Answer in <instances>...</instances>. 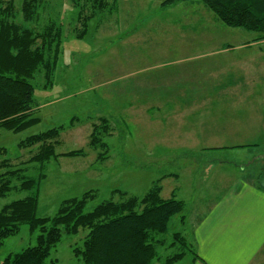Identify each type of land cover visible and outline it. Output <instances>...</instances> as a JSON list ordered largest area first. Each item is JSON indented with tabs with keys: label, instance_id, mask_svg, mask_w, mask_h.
<instances>
[{
	"label": "rangeland",
	"instance_id": "374dc122",
	"mask_svg": "<svg viewBox=\"0 0 264 264\" xmlns=\"http://www.w3.org/2000/svg\"><path fill=\"white\" fill-rule=\"evenodd\" d=\"M45 1L46 11L40 10L36 23L54 20L64 26L54 83L47 89L43 75L36 76L38 122L18 134L0 129V148L7 150L6 159H29L21 142L67 127L75 117L93 119L62 133L57 154L85 150L87 156L48 164L39 189V218L55 217L63 202L91 191L97 198L89 210L110 200L115 190L142 197L163 178L162 197L170 199L174 193L186 202L190 216L216 201L210 187L249 183L247 175L261 171L264 44L240 48L264 41L259 34L224 26L202 3L164 9L166 0H117L116 14L102 16V25L98 17L89 24L87 37L77 40L72 2ZM22 2L15 0L18 9ZM19 22L35 27L22 18ZM99 118L109 119L114 130L107 139L110 159L97 163V152L88 144ZM39 174L30 169L28 177ZM29 195L0 199V211ZM169 231H186L180 217L172 219ZM39 235L23 225L0 249V262L35 246ZM84 237L83 232L64 235L52 258L82 264L72 251ZM160 252L166 256L165 250Z\"/></svg>",
	"mask_w": 264,
	"mask_h": 264
},
{
	"label": "trees",
	"instance_id": "16d2710c",
	"mask_svg": "<svg viewBox=\"0 0 264 264\" xmlns=\"http://www.w3.org/2000/svg\"><path fill=\"white\" fill-rule=\"evenodd\" d=\"M70 1L77 12L74 30L77 40L87 37L91 22L100 17L102 25V16L111 17L117 11V0ZM181 2L202 3L224 26L254 32L264 38V0H166L162 7L168 9ZM46 3L45 0H23L18 9L15 0H0V129L13 134L38 122L34 117L38 107L32 82L40 73L46 81L45 88L52 86L62 56L64 26L54 20L43 26L36 23L40 10L46 11ZM20 18L35 27H23ZM92 119L82 122L75 117L67 127L54 128L21 142L19 148L29 150V159H6L7 150L0 148V199L12 193L30 194L0 211V249L8 239L19 234L23 225L40 231L35 246L10 255L0 264H60L52 254L63 236H78L82 232L85 234L82 246L72 251L82 264L198 262L200 258L185 232L170 234L172 219L180 217L182 227L186 224L188 208L174 194L170 199L162 197L164 178L142 197L115 190L110 200L89 210L90 203L97 198L96 192L91 191L82 198L63 202L53 218L37 216L39 189L47 179L48 164L61 158L87 156L85 150L57 154L62 133L79 124L91 123ZM98 120L99 125H92L88 144L97 152V163L110 159L107 139L114 130L109 119ZM30 169H38L39 176L28 177ZM160 250H165L166 256Z\"/></svg>",
	"mask_w": 264,
	"mask_h": 264
},
{
	"label": "crops",
	"instance_id": "0c3cea01",
	"mask_svg": "<svg viewBox=\"0 0 264 264\" xmlns=\"http://www.w3.org/2000/svg\"><path fill=\"white\" fill-rule=\"evenodd\" d=\"M247 176L249 183L210 187L216 201L188 216L183 227L200 258L195 264H264V166Z\"/></svg>",
	"mask_w": 264,
	"mask_h": 264
}]
</instances>
